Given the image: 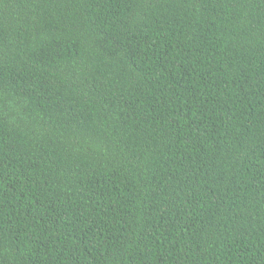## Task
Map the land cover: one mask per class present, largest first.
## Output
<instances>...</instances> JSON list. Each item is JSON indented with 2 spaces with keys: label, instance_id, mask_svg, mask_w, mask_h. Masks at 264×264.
I'll list each match as a JSON object with an SVG mask.
<instances>
[{
  "label": "trees",
  "instance_id": "1",
  "mask_svg": "<svg viewBox=\"0 0 264 264\" xmlns=\"http://www.w3.org/2000/svg\"><path fill=\"white\" fill-rule=\"evenodd\" d=\"M0 264H264V0H0Z\"/></svg>",
  "mask_w": 264,
  "mask_h": 264
}]
</instances>
